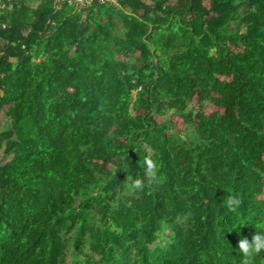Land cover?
<instances>
[{"label":"trees","instance_id":"1","mask_svg":"<svg viewBox=\"0 0 264 264\" xmlns=\"http://www.w3.org/2000/svg\"><path fill=\"white\" fill-rule=\"evenodd\" d=\"M2 114L0 264H241L264 230V0H0Z\"/></svg>","mask_w":264,"mask_h":264},{"label":"clouds","instance_id":"2","mask_svg":"<svg viewBox=\"0 0 264 264\" xmlns=\"http://www.w3.org/2000/svg\"><path fill=\"white\" fill-rule=\"evenodd\" d=\"M141 169L142 176L127 178V180H131V187L135 190H143L146 182L151 183L158 178L159 166L153 159L146 158L141 165ZM241 203L242 201L236 196H228L223 202L224 207L230 212H235ZM226 231L228 230H224V232ZM262 250H264V230L255 231L251 241L247 238H241L238 241L237 251L241 256V264H253V259L259 256Z\"/></svg>","mask_w":264,"mask_h":264},{"label":"built area","instance_id":"3","mask_svg":"<svg viewBox=\"0 0 264 264\" xmlns=\"http://www.w3.org/2000/svg\"><path fill=\"white\" fill-rule=\"evenodd\" d=\"M94 0H53L54 5L56 7H58L61 4H76L79 7H83L86 5H89L90 3H92ZM109 1H113V0H109Z\"/></svg>","mask_w":264,"mask_h":264},{"label":"rangeland","instance_id":"4","mask_svg":"<svg viewBox=\"0 0 264 264\" xmlns=\"http://www.w3.org/2000/svg\"><path fill=\"white\" fill-rule=\"evenodd\" d=\"M117 24H118V26H120V23L116 22V25ZM232 27H233V25H232ZM6 122H7V117L4 114H2L0 116V129L2 128V126L4 127V125H5ZM125 193L131 194L130 191H125ZM71 234L72 233H69L68 236H70ZM64 235L67 236V234H64Z\"/></svg>","mask_w":264,"mask_h":264}]
</instances>
